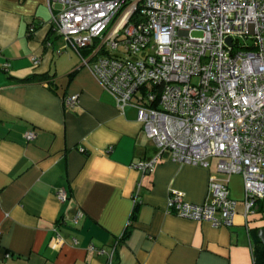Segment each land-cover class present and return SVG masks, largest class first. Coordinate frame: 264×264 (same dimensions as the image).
Listing matches in <instances>:
<instances>
[{"label":"crops","instance_id":"1","mask_svg":"<svg viewBox=\"0 0 264 264\" xmlns=\"http://www.w3.org/2000/svg\"><path fill=\"white\" fill-rule=\"evenodd\" d=\"M75 93L78 106L66 107L64 97ZM157 153L138 109L121 110L56 32L49 0H0V264H106L91 243L115 246L114 264H255L264 202L248 219L238 205L232 226L170 213L174 191L203 203L210 176L225 175L217 159L206 167L170 154L145 174L133 167ZM229 185L243 204L242 175Z\"/></svg>","mask_w":264,"mask_h":264},{"label":"built area","instance_id":"2","mask_svg":"<svg viewBox=\"0 0 264 264\" xmlns=\"http://www.w3.org/2000/svg\"><path fill=\"white\" fill-rule=\"evenodd\" d=\"M49 6L56 32L82 66L121 110L138 109L158 147L156 156L134 168L150 172L165 154L206 167L217 159L225 176H210L205 201L192 203L174 191L167 211L217 227L234 225L239 203L229 181L240 174L248 219L264 200V0H49ZM79 98L66 95L64 103L75 108ZM35 137L33 129L25 132L27 140ZM57 195L69 198L63 188ZM83 217L79 210L74 224ZM63 242L57 232L55 243ZM88 249L114 264L115 246L91 243Z\"/></svg>","mask_w":264,"mask_h":264},{"label":"trees","instance_id":"3","mask_svg":"<svg viewBox=\"0 0 264 264\" xmlns=\"http://www.w3.org/2000/svg\"><path fill=\"white\" fill-rule=\"evenodd\" d=\"M88 51H89V49L83 50L84 53H88ZM36 77L37 76L33 75V76H30V77L23 79V80L24 81H32ZM263 202H264V200L259 201L258 207L263 205ZM134 217H135V215H134ZM127 234H128V230L126 231V233L124 234L123 237H125ZM254 254H255V264H264V243L260 239H258V241H257Z\"/></svg>","mask_w":264,"mask_h":264},{"label":"water","instance_id":"4","mask_svg":"<svg viewBox=\"0 0 264 264\" xmlns=\"http://www.w3.org/2000/svg\"><path fill=\"white\" fill-rule=\"evenodd\" d=\"M258 234L260 239L264 242V228L259 229Z\"/></svg>","mask_w":264,"mask_h":264},{"label":"rangeland","instance_id":"5","mask_svg":"<svg viewBox=\"0 0 264 264\" xmlns=\"http://www.w3.org/2000/svg\"><path fill=\"white\" fill-rule=\"evenodd\" d=\"M75 55V57L77 58L76 54H73ZM243 207V204L239 202V208H242Z\"/></svg>","mask_w":264,"mask_h":264}]
</instances>
